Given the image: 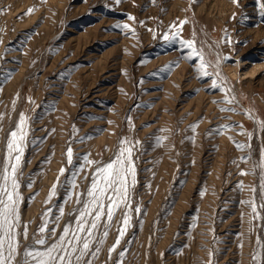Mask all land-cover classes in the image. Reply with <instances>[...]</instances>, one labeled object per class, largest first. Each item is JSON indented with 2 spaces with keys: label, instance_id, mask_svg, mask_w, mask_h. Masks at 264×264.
<instances>
[{
  "label": "rangeland",
  "instance_id": "1",
  "mask_svg": "<svg viewBox=\"0 0 264 264\" xmlns=\"http://www.w3.org/2000/svg\"><path fill=\"white\" fill-rule=\"evenodd\" d=\"M258 4L0 0V166L9 133L21 114L29 118L19 175V231L27 225L28 237H20L16 264L26 248L43 247L34 241L46 209H53L54 220L64 206L57 237L74 223L80 205L76 195L64 203L66 181L83 164L75 192L85 199L97 165L84 157L107 163L123 138L134 146L136 165L131 226L110 254L124 210L118 211L100 252L89 253L82 264H118L122 251L123 264H256L257 237L264 240V227L256 225L264 221H253L243 202L253 196L249 187L259 186L260 170L251 169L264 148L257 123L264 120V17ZM181 21H187L183 39H194L212 65L220 59L234 105L210 88L211 77H198V61L185 59L186 49L163 40ZM118 23L130 29L116 28ZM157 137L167 139L158 144ZM61 168L67 169L63 176ZM58 177L57 196L46 203Z\"/></svg>",
  "mask_w": 264,
  "mask_h": 264
},
{
  "label": "snow or ice",
  "instance_id": "2",
  "mask_svg": "<svg viewBox=\"0 0 264 264\" xmlns=\"http://www.w3.org/2000/svg\"><path fill=\"white\" fill-rule=\"evenodd\" d=\"M121 0H116L119 4ZM238 3L239 0H233ZM259 14L264 17V0H259ZM33 9H29V13ZM134 19V17H129ZM187 21H181L180 27L175 24L170 26L169 32L163 35V40L168 44H178L181 48L186 49L185 59L189 61L197 60L194 64V70L198 77L203 79L211 77L212 82L210 88L219 89L225 93L223 102L228 105L236 103L235 95H232L231 88L226 86L225 78L220 76L219 64L220 59L216 60L215 65L205 58L202 48L196 46L194 39H183L181 37L182 25ZM116 28L130 29L127 24H116ZM175 29V31H172ZM131 31L135 32L134 29ZM223 59H228L224 57ZM212 68L213 70H209ZM235 111L233 107L222 108L221 111ZM249 117L255 119L249 112ZM28 119L24 114H21L16 128L9 133L6 142V158L2 166H0V264H16L17 257L21 256L19 251L21 235L24 239L28 237L27 225H24V231H19L21 226L20 205L23 202V195L20 192L21 183L19 175L22 166V158L25 153V148L28 144L29 124ZM261 131H264V120L257 121ZM195 127V126H194ZM227 129L228 125L221 126ZM249 139L252 133H247ZM166 137H157L159 144ZM136 143H139L138 141ZM131 141L123 138L120 141V147L114 158L107 163L100 164L97 161L90 160L88 156L84 157L87 164H95L94 174L92 176L90 187L87 190L86 198L81 199L83 193L77 194L75 189L78 187L76 183L77 172L82 171L84 165L72 172L71 179L66 182L70 185L67 191V199L64 203L71 201L73 195H76V204L80 205L76 209L74 223H69L64 226L61 234L57 237L56 231L59 227V222L65 214L63 205L58 208V215L52 218V208H48L43 213V223L38 228L39 238L35 239L34 243L43 247H28L22 254V264H82L84 258L91 253L93 257L100 252V245H103L109 235V231L113 226L114 216L118 211L123 209V216L118 228V236L114 244L109 248V253L115 252L119 247L127 229L131 226L132 220V197L130 189H134L136 180V165L133 159L134 151ZM238 148L251 147L250 145L237 144ZM261 159L254 164L251 171L255 174L256 169L260 170V183L258 188L250 186L249 191L253 193L252 198L244 201L251 208V219L253 221H264V148L261 149ZM67 163L72 165L73 149L71 146L66 151ZM245 159L244 157L241 158ZM247 159H251L249 155ZM66 168L60 169V176L65 175ZM249 174L242 171L241 175ZM60 184L59 177L57 183L53 184L46 203H50L53 197L57 196V186ZM31 187V184L28 185ZM241 188L244 185L241 183ZM258 192V195H257ZM136 213L141 212L140 207L134 209ZM52 222L55 227L49 229L48 225ZM257 227H264L257 223ZM103 228V231H101ZM99 233V238H97ZM52 241L49 243V241ZM257 250L253 256L256 264H264V240L257 237ZM93 245H96L93 251ZM243 245H241L242 247ZM121 260L118 264H123L125 253H119ZM87 264H92L91 260Z\"/></svg>",
  "mask_w": 264,
  "mask_h": 264
},
{
  "label": "bare ground",
  "instance_id": "3",
  "mask_svg": "<svg viewBox=\"0 0 264 264\" xmlns=\"http://www.w3.org/2000/svg\"><path fill=\"white\" fill-rule=\"evenodd\" d=\"M166 205V204H165Z\"/></svg>",
  "mask_w": 264,
  "mask_h": 264
}]
</instances>
